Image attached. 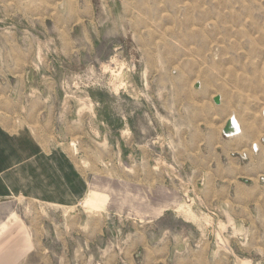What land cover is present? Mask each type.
Here are the masks:
<instances>
[{"label":"rangeland","instance_id":"1","mask_svg":"<svg viewBox=\"0 0 264 264\" xmlns=\"http://www.w3.org/2000/svg\"><path fill=\"white\" fill-rule=\"evenodd\" d=\"M85 3L97 15L85 20L95 58L60 80L62 98L85 114V136L59 142L85 175L87 194L72 207L0 199V256L9 264H99L102 251L121 247L124 262L132 228H184L200 216L209 225L219 210L206 193L211 176L253 183L244 212L248 228H264V153L247 147L250 139L264 146V0ZM232 115L242 135L226 139ZM32 130L44 136L43 127Z\"/></svg>","mask_w":264,"mask_h":264},{"label":"crops","instance_id":"2","mask_svg":"<svg viewBox=\"0 0 264 264\" xmlns=\"http://www.w3.org/2000/svg\"><path fill=\"white\" fill-rule=\"evenodd\" d=\"M0 6V199L76 206L88 184L59 141L85 136V114L62 98L60 80L62 72L95 58L97 38L85 20L96 22L97 15L85 0H0ZM15 120L23 124L14 125ZM34 125L45 129L43 137L34 134ZM252 141H247L251 155H263L264 146ZM239 179L208 178L206 193L219 202L209 225L203 216L178 229L147 222L127 235L124 262L120 247L102 251L107 256L99 255V264H264V228H248L250 213L244 212L258 188ZM8 258L0 256V264H9Z\"/></svg>","mask_w":264,"mask_h":264},{"label":"water","instance_id":"3","mask_svg":"<svg viewBox=\"0 0 264 264\" xmlns=\"http://www.w3.org/2000/svg\"><path fill=\"white\" fill-rule=\"evenodd\" d=\"M213 102L218 105L220 103V97L219 96L214 97ZM235 123H236L235 120L228 119L222 129L223 134H227V135L235 134L236 131L238 130V126Z\"/></svg>","mask_w":264,"mask_h":264},{"label":"bare ground","instance_id":"4","mask_svg":"<svg viewBox=\"0 0 264 264\" xmlns=\"http://www.w3.org/2000/svg\"><path fill=\"white\" fill-rule=\"evenodd\" d=\"M198 87H199V85H198ZM220 104V103H219ZM228 119H233V120H235V124L238 126V130L236 131V133L235 134H223V132H222V134H223V136H225V137H230V136H235V135H238V134H240V123H238L239 121L237 120V118L234 116V115H232V116H230ZM227 119V120H228ZM263 142H264V139H263ZM257 151H258V148H256V147H253V150H252V153L255 155V154H257ZM244 157H246L245 155H243ZM240 158H243V157H241V156H239ZM247 158V157H246Z\"/></svg>","mask_w":264,"mask_h":264}]
</instances>
